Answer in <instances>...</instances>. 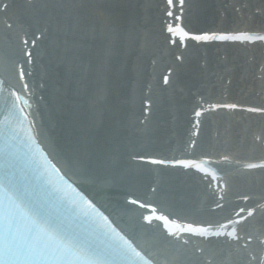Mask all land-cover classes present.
<instances>
[{"label": "snow or ice", "instance_id": "obj_1", "mask_svg": "<svg viewBox=\"0 0 264 264\" xmlns=\"http://www.w3.org/2000/svg\"><path fill=\"white\" fill-rule=\"evenodd\" d=\"M168 14L173 15V0H167ZM183 0H181V4ZM183 12V8L180 10ZM180 28L183 36H193L196 40H222V41H246L254 42L257 39H264V32L258 33L251 30H231L222 32L189 33L183 30L182 25L176 24ZM168 31L173 36L177 35L173 31V25H169ZM34 43V41H33ZM21 77L25 75L24 69L20 68ZM167 80V77H165ZM25 87L27 85L25 84ZM19 98V97H17ZM216 104L214 107H221ZM228 108L242 107L235 103L223 105ZM260 110V109H252ZM198 109L196 115H200ZM2 157V152H0ZM146 159L152 160L149 156ZM207 163L208 158H203ZM164 164H189L194 163L200 167L199 162L186 161L184 159L160 160ZM264 165V160L260 161ZM247 167L256 165L248 164ZM57 171H59L57 169ZM51 183V181H50ZM129 199H133L129 196ZM247 199V197H245ZM140 204V200L134 201ZM74 205L79 208L81 214L92 216L94 225L101 231H108L110 244L105 249H96L78 241L74 236L65 232L63 226L56 219L47 214L42 207L34 203L27 197L26 193L19 191L15 178L11 173L3 171V161L0 158V264H134L132 261H117L109 259L113 255L140 256V250L132 241L124 235L110 220L96 209L91 201H86L80 197V201H74ZM147 208L154 205L147 204ZM253 211L252 209L248 210ZM144 219L151 220L152 217L145 216ZM160 219L167 220L165 216ZM226 223H231L227 221ZM190 231H201L202 225H189ZM251 239V236L248 237ZM151 264V262H149Z\"/></svg>", "mask_w": 264, "mask_h": 264}, {"label": "bare ground", "instance_id": "obj_2", "mask_svg": "<svg viewBox=\"0 0 264 264\" xmlns=\"http://www.w3.org/2000/svg\"><path fill=\"white\" fill-rule=\"evenodd\" d=\"M207 10V6L204 5V14H209ZM199 19H201V21L205 23V17L202 18V16H199ZM117 94L118 92H113L112 96H114L115 98H119L117 97ZM60 98L61 100L58 101L59 104L61 103L60 118L67 122L66 129H69L70 136L67 143H63L62 147L61 145L57 144V148L69 150V155H67V157L69 156V158H75L80 163L82 162L81 166L83 168H87L88 171H84L82 169L84 173L81 172L76 175L83 179L85 182L91 181L93 177H95L94 181L98 183L100 189L104 190L110 189L114 186L120 188L123 187L135 191H138L139 189L141 190L144 183H146L147 173L142 169V167L140 169V165H137V168H139V170H135V168H131L130 166H128L130 163L125 162V155L134 151L151 149L156 146V141H153V143H146V146L140 145L136 139V134L132 131V124L128 123V125L125 122L117 121L121 116L110 119L104 117L105 119H102V121H99L97 123L94 121V118L89 111L82 110L83 107L80 106L78 102L70 101L69 97L65 95H60ZM179 103L181 106L183 105V102ZM127 108L128 106L123 103L122 109L120 110L119 114L122 115V111H126ZM182 112L180 110V117L182 115ZM118 122L120 123V125L117 124ZM159 130H162V125H159ZM159 130L157 129L155 133L158 134ZM235 138L236 132L235 130H232L230 136L228 137L229 142L226 146L230 147L232 143L231 139L235 140ZM69 143H72L73 146H70ZM245 143L241 145V148L244 151L247 150V144ZM104 154L109 157L102 158V155ZM115 157H117L118 159H116ZM119 159H121V161ZM64 161L72 171V167L68 163V160L64 159ZM71 161L73 162L74 160ZM99 162L101 165L104 162L106 166L104 164L102 166L99 165ZM95 164L97 165L94 166ZM91 167L95 170V175L90 172ZM99 170H103L104 172H98ZM167 184L172 191L166 190L164 188L163 193L169 192L168 194H170L173 191H177V189L179 191L175 192V194L181 193V197L178 198L176 203H174L173 198H167L166 196H164V198H166L165 201H169L167 202V207L178 204L182 209L187 207L189 209L190 207L188 204V200L190 199V192L187 190L181 192L179 187L173 186L169 182H167ZM125 208L130 209L129 206H126ZM126 209L118 210L117 212L124 214L126 212Z\"/></svg>", "mask_w": 264, "mask_h": 264}]
</instances>
